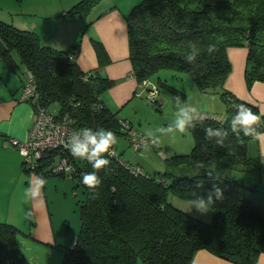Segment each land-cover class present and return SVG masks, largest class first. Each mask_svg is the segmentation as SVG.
Instances as JSON below:
<instances>
[{
    "label": "trees",
    "instance_id": "trees-1",
    "mask_svg": "<svg viewBox=\"0 0 264 264\" xmlns=\"http://www.w3.org/2000/svg\"><path fill=\"white\" fill-rule=\"evenodd\" d=\"M100 1L79 0L67 13L86 18ZM125 19L131 74L138 83L163 68L188 73L201 92L220 96L224 115H204L203 121H195V127L189 129L193 135L191 150L163 158L162 172L133 173L119 159L129 161L113 146L118 159L107 156L109 170L98 173L102 184L96 198L82 183V174L92 171L91 165L73 158L67 148L53 149L33 167L25 166L26 171L31 169L43 177L66 176L52 169L57 157L64 155L73 165L70 175L82 188L84 198L78 206L81 225L73 244L64 247L59 264H190L200 248L237 264H256L264 252V191L255 184L240 182L233 170L255 160L253 165H258L259 160L250 154V145L257 140L235 136L228 121L241 104L262 120L264 114L257 105L226 88L225 82L232 69L228 47L244 45L246 86L264 81V0H140ZM91 23L87 21L85 29ZM91 41L99 64L84 71L77 62L76 48H55L42 43L35 31L0 19V61L31 71L42 103L48 106L57 102L56 116L68 113L77 130L104 128L126 136L123 119L102 103V93L114 84L99 70L109 57L98 38ZM192 44L198 54L188 63L185 56ZM209 46L213 51L209 52ZM158 82L166 84L161 79ZM209 126L228 130L222 146L215 137L205 138L204 129ZM260 130L264 131V124ZM229 150L236 155H228ZM197 161L212 166L214 175L189 174L187 169ZM197 181L203 182L200 188ZM213 183L223 190L224 199L212 207L209 222L168 200L170 193L188 201L206 196ZM18 232L15 225L0 222V264H28L17 242Z\"/></svg>",
    "mask_w": 264,
    "mask_h": 264
},
{
    "label": "crops",
    "instance_id": "crops-1",
    "mask_svg": "<svg viewBox=\"0 0 264 264\" xmlns=\"http://www.w3.org/2000/svg\"><path fill=\"white\" fill-rule=\"evenodd\" d=\"M78 1L21 0L22 9L20 11L10 14V16L0 14V19L19 28L35 31L42 43L55 48L65 50L76 48L78 50L77 62L84 71L94 70L98 67V58L91 41L92 37L98 38L109 57V61L101 65L99 70L114 80V84L102 93V103L115 112L118 118L127 119L134 128L132 119L137 117L141 123L143 118V113L139 109L142 92L140 84L131 74L125 15L140 0H102L100 4L105 5V8L90 18V13L86 18L67 13L69 8ZM89 20H92V23L85 29ZM246 54L247 47L245 45L228 47L232 69L226 79L225 86L241 99L257 105L259 112L264 114V81L256 80L250 87L246 86L244 73ZM18 69L16 66L10 67L4 61H0V222H9L18 229L21 227L24 233L34 234L37 231L47 230L45 222L47 215L42 207L37 212L30 207L31 201L25 202L23 191L35 173L25 170V166L28 164H24L22 155L11 143V138L26 139L33 118L31 104L19 99L24 80V68H21L20 71ZM165 75L157 76L155 83L162 85L158 81L159 79L164 80L166 84L162 86L177 89L176 92L183 96L181 102H187V95L185 97L183 88L169 81L167 73ZM172 75L174 77V74ZM150 81L154 83L151 79ZM196 90L200 94L202 93L198 88ZM174 96L171 93L163 92L159 96L160 100L159 97L157 98L156 104L166 103L168 102L167 98L170 97L167 113L175 115L176 109L172 101ZM192 102L197 103L198 101L192 98ZM205 114L201 113L202 116ZM174 119V116L165 119V124L168 126ZM148 135L151 138L155 136V134ZM175 138L178 139V134L175 135ZM178 149L174 147V150H168V154L164 153L163 157L184 152ZM161 151L160 154H162ZM250 154L259 160L258 165H253L256 160L249 166L240 165L233 170V174L240 182L255 184L258 189L264 191V140L251 143ZM28 210H31L30 217L26 216ZM22 224L26 225L25 228ZM20 238L22 240L23 237L18 236V240ZM72 239H70L71 242L74 240ZM190 264L237 263L220 257L205 248H200L194 253ZM256 264H264V252L258 255Z\"/></svg>",
    "mask_w": 264,
    "mask_h": 264
},
{
    "label": "rangeland",
    "instance_id": "rangeland-1",
    "mask_svg": "<svg viewBox=\"0 0 264 264\" xmlns=\"http://www.w3.org/2000/svg\"><path fill=\"white\" fill-rule=\"evenodd\" d=\"M208 1L213 3L217 0ZM104 8L105 5L100 4V2L97 3L92 8L89 18L95 16ZM21 9V0H0V14L4 16H10V14L18 12ZM13 57H15L16 63H19L18 56L14 54ZM18 70L20 71V69ZM166 73L169 81L183 88L185 97L187 95L188 104L197 107L201 113H206L205 115L208 116L210 114L217 117L224 115L225 107L220 96L216 93L202 92L200 94L196 90L197 87L188 73L175 72L163 68L153 74L150 79L155 83L157 81V76L160 74L165 75ZM172 74H174V77ZM158 89V97L163 92L171 93L175 96L179 95L175 89L167 86L158 84ZM141 97L139 109L143 113V118L141 123H139L137 117L132 119L134 128L138 133L148 137V134H155V136L152 137V139L155 137L154 143H151L152 145L146 143L144 145L148 147L142 145L139 149H136L124 133H117V143L114 146L126 159L133 163L138 162L142 166L144 172L154 174L164 170L163 158L166 156L163 157V154H168V150H174V147H177L179 148L178 150L184 151L182 153L189 152L193 146V135L188 130L184 135L178 134V139H176L173 137L172 133L167 132L165 119L171 116L175 117L174 114L167 113V109L170 106V97L167 98L168 102L161 105L156 104L154 101L147 102L143 96ZM192 98H195L198 102L193 103ZM181 99H183V96H181ZM48 110L50 113L56 115L59 112V104L57 102L49 103ZM160 151L162 154H160ZM34 163L35 161L33 162V160L27 163L28 167H33ZM212 169V166H205L204 169L189 167L187 172L189 174H195L207 172V170L212 171ZM32 172L35 173V175H40L34 171ZM45 178L47 179V184L43 190L44 204L38 206L37 202H31L30 207L34 208L37 212L39 208L42 207L44 213L47 215L45 218L47 230L29 234L24 233L20 227L17 235L18 245L28 264H59L63 259L64 247H69L70 244H72L81 225L78 206L81 200H83L84 194L82 188L76 186L75 178H73L70 173H67L66 176H61L60 174L48 175L45 176ZM168 200L176 207L203 221L209 222L212 219V210L206 214H201L194 208L189 209L188 200L182 199L175 194L170 193L168 195ZM22 226L25 228L26 225L22 224ZM18 236L23 237L22 240L21 238L18 240ZM71 238L74 239H72V242L70 241Z\"/></svg>",
    "mask_w": 264,
    "mask_h": 264
},
{
    "label": "clouds",
    "instance_id": "clouds-1",
    "mask_svg": "<svg viewBox=\"0 0 264 264\" xmlns=\"http://www.w3.org/2000/svg\"><path fill=\"white\" fill-rule=\"evenodd\" d=\"M190 52L185 56V60L188 63H193L198 54V50L194 44L189 45ZM213 51L212 46H209V52ZM174 102L175 119L168 124L167 132L172 133L173 137L176 134H184L190 128L195 127V121H203L204 117L201 115L200 110L188 104L186 101L181 102V96L176 95L172 98ZM231 133L240 137L241 134L244 137H250L254 140H264V131L260 130V125L264 124L260 115H257L251 108L244 104L238 105L234 114L231 115L228 121ZM205 138L212 140L213 137L217 138L216 143L218 145L224 144V139L229 135L227 129L207 127L204 129ZM117 143V136L111 130L104 128H98L93 130L92 128H82L77 131H73L66 140L65 147L68 149L73 158L86 160L92 167V171L82 174V183L92 194V198L98 196V189L102 184V179L98 174L104 170L107 172L110 166V160L107 158L111 155V149ZM144 147H148L141 143ZM228 155H236L234 150H229ZM196 169H204L205 165L201 161H197L194 164ZM209 177L214 174L211 170H207L206 173ZM202 181L196 182V187L202 186ZM47 184V179L40 175H35L29 179L27 187L23 191V197L25 202H37L38 206L44 204L43 190ZM195 195V193L193 194ZM224 199L223 190L218 184L213 183L210 191L206 196H198L195 199L188 201L189 209H196L201 214L208 213L212 207L215 206L217 201ZM26 216H31V210L26 212Z\"/></svg>",
    "mask_w": 264,
    "mask_h": 264
},
{
    "label": "built area",
    "instance_id": "built-area-1",
    "mask_svg": "<svg viewBox=\"0 0 264 264\" xmlns=\"http://www.w3.org/2000/svg\"><path fill=\"white\" fill-rule=\"evenodd\" d=\"M24 76L25 79L22 83L19 99L31 104L33 118L26 139L11 138V143L22 155L23 162L27 164L32 160L33 162L36 161L53 149H65L67 137L73 131H77V129L73 124L74 119L68 113H64L58 117L49 112L48 106L40 100L33 73L29 70H24ZM139 84L144 99L147 102H155L159 92L157 84L152 83L148 78L142 79ZM121 123L123 130L126 132V137L136 149L142 146L141 143H154V139L151 137L138 133L128 120L123 119ZM110 156L118 159L115 148L111 149ZM119 160L133 173H143L142 168L138 164L125 163L122 159ZM52 169L57 173H71L74 170L73 165L64 155L57 157L55 163L52 165Z\"/></svg>",
    "mask_w": 264,
    "mask_h": 264
}]
</instances>
